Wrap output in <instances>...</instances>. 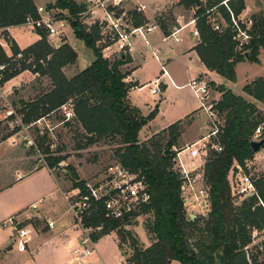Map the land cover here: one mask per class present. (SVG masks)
<instances>
[{
    "label": "trees",
    "instance_id": "trees-1",
    "mask_svg": "<svg viewBox=\"0 0 264 264\" xmlns=\"http://www.w3.org/2000/svg\"><path fill=\"white\" fill-rule=\"evenodd\" d=\"M223 1L177 0L174 7L155 17V23L167 37L179 28L177 17L173 14L175 9L193 12L199 36L193 49L200 62L208 71L235 82V66L238 63H258L259 50L264 48V14L250 18L251 39L243 51L238 52L237 44L232 40L231 16ZM226 5L234 18L240 16L245 8L243 0H229ZM48 8L67 12L66 20L74 38L92 51L94 60L84 70L67 79L62 70L73 65L77 59L76 52L68 44L54 49L41 32L36 33L40 39L23 51L12 43V54L22 53L25 60L31 59L32 64L22 63L19 70L11 68V72L3 74L0 85L23 71H30L39 77H47L51 89L33 101L19 102L16 114L20 124L2 140L42 117L58 112L62 105L70 104L74 116L70 122L75 120L83 130L86 145L102 140L117 141V162L132 172H138L151 195L149 207L141 212L149 216L144 225L151 242L147 248L138 245L131 232L123 228V222H105L100 235L93 237L94 242L115 231L119 238L118 249L121 251V245L128 243L132 252L131 257L125 259L129 264H245L239 250L250 242L253 227H264V174L254 180L256 195L240 204L231 196L228 175L234 162L244 166V162L251 160L255 154L249 142L254 131L264 122V116L260 115L255 104L223 86H214L220 100L213 108L216 116L223 115L222 126H217L222 151L217 153L210 150L204 164L208 214L201 221L197 218L191 220L186 216L180 198L178 176L172 171L170 149L178 139L174 130L178 129L179 122L168 127L171 137L164 151L158 149L152 140L138 143L139 131L154 118L155 113L143 117L128 100L129 90L134 85L124 82L126 74L121 71V67L129 61L128 55L120 56L113 62L102 58L95 49L99 25L95 24L86 31L78 20L77 15L83 10V5L73 0H57ZM216 14L224 21L225 27L217 20ZM27 17H37L32 0H0V27L21 26ZM141 23L137 16L136 25ZM217 23L221 25V31L213 29ZM245 53H248L247 58L244 57ZM6 62L7 58L0 50V63ZM242 91L264 105V78L254 80ZM7 119H13V116ZM36 139L39 146L46 142L45 136ZM42 154L49 169L63 161V158L53 156L46 145ZM72 174L73 188L82 186V181L74 172ZM259 201L262 206L258 204ZM99 221L100 218L96 216L92 224Z\"/></svg>",
    "mask_w": 264,
    "mask_h": 264
},
{
    "label": "rangeland",
    "instance_id": "rangeland-1",
    "mask_svg": "<svg viewBox=\"0 0 264 264\" xmlns=\"http://www.w3.org/2000/svg\"><path fill=\"white\" fill-rule=\"evenodd\" d=\"M56 1L57 0H36V7H48L49 5H53ZM73 1L78 5H83L86 2V0ZM127 1L124 4L125 9H133L135 5L131 8L126 5ZM250 1L251 5L260 8L257 15H263L264 0H246V3ZM175 2V0H150L152 18H155L158 14L174 7ZM147 7L149 6L147 5ZM244 13L245 12L242 11L240 14V20L244 19ZM64 14H66L67 17V13ZM173 14L180 18V24H188L192 18L191 13L182 9H175ZM215 16L221 25L225 27V23L220 19V16L217 14ZM66 17H63L62 14H58L56 16L58 22L55 23L54 26L56 30L61 32L60 38L64 36V41L66 39L72 41V30ZM101 17V15L94 14L78 18V20L82 27L86 31H89L91 26L98 22ZM142 17L144 18L142 22L152 23L145 19L144 13L142 14ZM248 18H251L250 14H247L244 20ZM11 33L21 46L28 45L35 36V34L32 33L31 28L26 26L14 28ZM149 35L147 36V39ZM46 39L50 47L56 49L60 46V43L52 41V38L46 37ZM133 40L134 41H131V44L132 47H134V53H144V63L142 68L145 72V79L160 77L161 68L150 52H148L143 40L139 36H136ZM75 45L78 48V50L76 49L78 61L62 70L67 79H70L73 74L81 69V67L85 68L89 63L88 60L90 59V61H92L94 58L92 51L87 49L82 42L77 41ZM167 45H170L175 49L173 41L163 45L164 50L168 49ZM260 50L264 51V48ZM4 51L6 54H10L12 53V47H5ZM177 52L178 50L176 47L175 53ZM118 56V54L113 55L109 61L113 62L114 60H117L119 58ZM191 65L192 64H186L184 58L181 59L180 57L175 56V59L173 60L172 67L170 68L174 70L177 76V84L182 86L180 89L169 88V86H167V89H163L165 80H163L162 77L160 81V94H153V87L148 85L140 91H133L131 93L130 100L132 104L138 108L143 117L148 116L150 113H155L154 118L139 131L138 143L152 140L153 144L158 149L164 151L171 137V132L168 130L169 125L179 122L178 129L174 130V133L176 132L178 134V139L176 140L175 145L170 149L172 159L176 157V151L181 150L186 145L192 144L200 139L209 138L207 140H209L210 143H214L216 140L217 142L219 141L217 133L215 137L211 135L216 130L218 131V125L222 126L223 124V115L220 117L216 116V111L213 108L214 104L220 100V94L216 91L214 86H223L226 90L231 91L235 95L242 96L247 101H255L253 98L243 93L242 89L244 86L251 84L254 79L256 80V77L264 75V59H262L261 66L248 61L238 63L235 70V82H229L219 75H211V79L209 76L205 75L203 78H200L207 85L204 109L201 101L195 97L188 86H185L190 82L191 78H199L198 74L189 71ZM185 68L188 69V72L185 71ZM121 71L123 72V66L121 67ZM200 72H205L202 67ZM139 74L141 75V72ZM25 76V78L22 77V79H20L21 84L17 88H21L19 89L20 93L18 91H13V89L8 91L5 89L3 92L0 91V111H2L0 114V139L6 134H9L15 126L20 124L18 120L8 124L6 118L9 113H4L6 118L3 119V112L11 110L10 107L12 100H18V98L20 99L23 97L32 98L35 96L36 91L38 90H35V92L30 91L32 83L35 84L34 88H39L41 86L43 92H48L51 89L50 80L47 77H37L39 80H36V78L32 77L29 73H26ZM143 78L144 77L142 76L140 77V83L143 82ZM28 82L32 83L30 84ZM124 82L128 85L132 84L129 82V78H125ZM5 83L0 85V89L3 88ZM23 84L30 85L22 87ZM260 107H257V110L260 112L261 116H264V106L261 104ZM17 109H15L14 112H16ZM206 109L210 110L209 112H213L214 116L210 117ZM183 114L185 115V118L183 117L184 120L178 121L180 119L179 117ZM62 119V114L59 111L56 115L48 117L47 120L41 124L38 123L37 125V123H34L30 128L22 129V133L19 132L12 136L14 137L13 139L16 140V143H13L15 151L9 154V159L16 158V164L11 163L0 165V191L5 187L10 186L0 195V264H74L75 262L72 254L59 255L57 253L58 250L53 246L54 243H49L50 241L45 240V236L32 239L34 230L31 229L32 227L27 226V223L31 222V220L21 222L19 226L26 227L31 234V236H28L29 240L27 245H23L22 239H19L13 234L11 226L2 227V222L6 221L9 217H14L19 221V219L23 217V214L26 216L33 213H41L45 208L47 212L49 211V214L52 213L58 216L63 215L64 220H70L71 218L61 192H67L72 188L74 184L72 172L75 173L78 179L91 182L95 179H99L109 164L117 162L115 157V151L119 147L117 141L102 140L92 145H86V135L75 120L73 122H63ZM263 130L264 122L254 131L253 135L258 131L262 136ZM41 136L46 137V142L44 145L39 146L36 138ZM146 137L147 140L143 141ZM28 143L33 145H28ZM45 145L49 147L53 156L63 158V161L52 169L47 167L45 156L42 154V149L45 148ZM3 148L6 150H12L9 148V143H6ZM209 150L210 145L208 146V151ZM184 159L187 160L185 157ZM194 162L197 166L198 164H201V161L196 160ZM14 168L18 169V171L23 174V177L19 181L14 180ZM27 168H31L32 170L35 169L31 173H27ZM172 168H174L173 160ZM203 169L204 165L202 166V170ZM236 171L250 176L254 184V180L264 174V148L255 153L251 160H246L244 166L234 162L228 175L229 179L234 176V172ZM18 176L19 174L16 175V177ZM49 192H51V194H48ZM231 196L233 197L232 190ZM39 199L43 200V204L38 205L39 209L30 210L29 206L36 203ZM242 201L244 200H236L237 204H240ZM208 211V208L203 210L194 209V211L189 209V213H193L194 215L193 219L197 218L199 221L206 218ZM148 218V215H139L133 219L131 224H128L126 229L131 232L133 238L142 248H147L151 243L144 229V225ZM252 230L264 233L263 226L253 227L251 232ZM115 240L119 243V238L115 231L102 237L96 245V253L92 256L86 257V259L84 258L83 263L94 264L93 262H95L97 258H101L104 261V264H115L118 260L115 251ZM239 251L244 258L245 264H250L254 259V261L258 262L264 260V255L258 256L252 251L250 252V262H248L242 249ZM120 253L125 259L131 257L132 252L128 248V243L121 245ZM96 261V264H102L101 260ZM171 264L178 263L172 262Z\"/></svg>",
    "mask_w": 264,
    "mask_h": 264
},
{
    "label": "built area",
    "instance_id": "built-area-1",
    "mask_svg": "<svg viewBox=\"0 0 264 264\" xmlns=\"http://www.w3.org/2000/svg\"><path fill=\"white\" fill-rule=\"evenodd\" d=\"M126 1L86 0L85 4H83V10L77 15L78 18H81L101 14V19L96 22L99 25V33L95 41V49L101 54L103 59L110 60L115 54H118V57L131 54V41L133 42V38L136 36H139L145 45L148 46L147 36L157 28L154 22H142L136 25L137 16L145 12L146 6L144 4H136L133 9L127 10L124 7ZM175 1L177 2V0ZM228 1L224 0L222 4L227 8L231 16L230 29L232 40L237 44L236 50L242 52L251 39L252 22L250 18L246 20H240L239 16L234 18L226 5ZM64 13L67 12L42 6L36 7L37 17H27L23 26L29 27L35 32L44 33L47 38L60 37L61 32L56 30L54 25L58 22L56 16L62 14L63 17H66ZM190 23L193 25L192 36L198 38L195 20L193 19ZM11 28L0 27V50H2L7 58L6 63H0V81L4 73L11 72V68L19 70L22 63L26 65L32 64L31 59L25 60L22 53L16 55L5 53L4 48L11 47L13 43ZM221 28V25L218 23L213 26V29L216 31H221ZM178 31L179 29H175L169 36L164 37L163 40L173 37ZM173 40L177 42L179 39L176 37ZM161 73L160 77L148 84V86L153 87V94L161 93L160 81L163 76H166L163 64ZM188 87L195 97L201 101L202 107H204L207 92L206 83L200 78H194L188 83ZM59 111L62 114L63 122L72 121L74 116L70 104L62 105ZM206 111H208L210 117L214 116L213 112H209L210 110L206 109ZM216 133L217 130L211 135L215 137ZM261 137V134L257 131L251 140L257 141ZM207 139L209 138H203L186 145L181 150L176 151V157L172 159L174 162L172 171L176 173L180 182V198L183 208L186 216L191 220H193L194 215L193 213H189V209L194 211V209L203 210L208 208V189L204 185L202 170L208 152L210 150L217 153L222 151V146L217 140L214 143H210ZM28 145L33 144L28 143ZM209 145L210 150L208 151ZM184 157L187 158L186 161ZM196 160L201 161V164L197 166L194 162ZM234 173V176L230 179L228 177L233 198L235 200H245L256 195L250 176L238 171ZM61 195L66 203L67 211L73 220L74 226L80 233L79 250L76 251L78 262L76 264H83L82 258L93 252L95 244L93 237L100 235L105 222H123V228L127 229L128 222H132L137 216L142 215L141 212L149 207L151 203L148 186L140 174L121 166L118 162L109 164L99 179L91 182L82 181V186L74 188L72 186L69 191L61 192ZM39 204H43V200L31 204L29 209L38 210ZM259 205L262 206L261 201H259ZM96 216L100 218V221L94 225L92 224V220ZM20 224V220L18 221L14 217H9L6 221L2 222V227L11 226L13 234L22 239L23 245H26L28 242V230L26 227H19ZM46 224L48 227L53 226L52 222L46 221ZM242 251L245 253L248 262H250V252L252 251L258 256L264 255V233L252 230L250 242L242 248ZM254 260L250 264H264V260H260L259 262ZM119 264H129V262L122 257Z\"/></svg>",
    "mask_w": 264,
    "mask_h": 264
},
{
    "label": "crops",
    "instance_id": "crops-1",
    "mask_svg": "<svg viewBox=\"0 0 264 264\" xmlns=\"http://www.w3.org/2000/svg\"><path fill=\"white\" fill-rule=\"evenodd\" d=\"M32 1H33V4L35 6H37L36 0H32ZM243 1H244V5H245L244 10L246 9L245 11L243 10V12H245L244 15H243V18L245 19V16L247 14H250L251 17L257 15V12L260 11V8L256 7L255 5L254 6L251 5L250 4L251 1L247 2V3H246V0H243ZM136 4H144L146 6V11L144 12L145 19L148 22H154L155 23V18H152V14H151V10H150V0H128L127 3H126V5H128L131 8L134 5H136ZM147 5L149 7H147ZM184 11H186V10H184ZM187 12L192 14V18H191V21H192L193 20V12H191V11H187ZM98 15H101V14L99 13ZM176 17L178 19V21H177V19H176V21L179 24V28H178L179 31L173 37H171V38H169L167 40H163L165 36L162 34V32L157 27L156 29H154L150 33V35L148 37L149 45L146 46L148 52H150V54L153 56L154 60L158 63L160 68H162V64H163L164 68L166 70V76H163V80H165V84L163 85V89H167V86H169V88H174V89L182 88V86H179L177 84V82H176L177 76H176L174 70L170 68V67H172L173 60L175 59V56L176 57H180L181 59L184 58L185 63L188 64V65L192 64L190 66L189 71L198 74L199 78H203L205 75H207L211 79V75H217L214 72L208 71L204 67V65L200 62L198 56L196 55V53H195V51L193 49L194 46L197 44L198 38L192 36V34H191L192 29H193V25L190 23L191 21L188 24L187 23L180 24V18L177 15H176ZM139 18L141 20H144L142 15H139ZM95 24L96 23H94L92 26H94ZM19 27H23V25L17 26V27H12L11 31L14 28H19ZM31 31H32L33 34H35V36L30 41V43H28V45H26V46L19 45L17 40L14 38V36L11 33L12 39H13L14 43L16 44V46L18 47V49L20 51L25 50L26 48L30 47L31 45H33L34 43H36L40 39V37L36 34L35 31H33V30H31ZM72 36H73V32H72ZM63 37H61V38L60 37H53L54 40L52 38V41H57L58 43H60V45H62L64 43L68 44L76 52V55H77L78 48H77V46L75 44L77 43L78 40H76L74 38V36H73L72 41H69L67 39L64 41ZM176 37L179 39L177 42H175L173 40V38H176ZM172 41H173V44L175 45V49L177 47V50H178L177 53H175V49H173V47L170 46V45H167L168 49H166V50H164V48H163V45H166V44H168L169 42H172ZM128 57H129V61H128V63L126 65L123 66V73L126 74V78H129V82H131L132 85H134V88L131 89L129 91V93H128V99H129L131 105L133 107H135L132 104L131 100H130L131 99V93L133 91H140L142 88L146 87L148 84H150L153 80H155L158 77H151V78L145 79L146 78L145 72H144V70L142 68V65L144 63V53H141V52L139 54L134 53V47H132L131 54H129ZM262 59H264V51L260 50L259 55H258V63H254V64L258 65V66H261ZM93 60H94V58H93ZM76 61H78V57H77ZM92 61H90V59H89L88 60L89 63H88V65L86 67H88ZM236 66H235V70H236ZM201 67L203 68V71H205L204 73L200 72L201 71ZM85 68L81 67V69L79 71H77L75 74H73L71 76V78L74 77L76 74H78L80 71L84 70ZM185 71L188 72V69L185 68ZM140 72H141V75L139 74ZM26 73H29L32 77L36 78V80H39L37 78V77H39L37 74L32 73L30 71H24L21 74H19L18 76L14 77L11 80H9L8 82H6L3 85V88L0 89V91L3 92L5 89H6V91H8L10 89L11 90L13 89V91H18L20 93L19 89H21V88H19V89H17V88L21 84V82H20L21 80L20 79H22V77L25 78L26 77L25 76ZM161 74L162 73L160 72V76H161ZM141 76L144 77L142 83H140V77ZM258 78H264V75L256 77V79H258ZM192 79H194V78H191V80ZM28 83L31 84L32 82H28ZM188 83L185 86H188ZM30 84H23L22 87H26V85H30ZM34 85L35 84L32 83V86H30V91L31 92H35V90H38V91H36V95L35 96H33L32 98L31 97H28V98H24L23 97V98H20V99L18 98V100L14 99L11 102V107H10L11 110L3 112V119L6 118V116H4V113H9V114H7V118L10 117V116H14L13 119H7L6 118V121H7L8 124H10L11 122H16V120L19 121V117L16 114V112H14V111H15V109H17V107L19 108V102L20 101H24V102L33 101V99L35 97L41 95L42 93H46L45 91L43 92V88H41V86L39 88H34L35 87ZM7 87H8V89H7ZM249 102L255 104L257 107H260L261 104H262V103L257 102V101H249ZM135 108H137V107H135ZM1 113H2V111H0V114ZM56 113H51L48 117H50L51 115H56ZM184 116H185L184 114L181 115V117H179L180 119L178 121L184 120V118H185ZM48 117H42L38 121H36L35 123H37V125H38V123L41 124L42 122L46 121ZM58 124H61V123H58ZM31 126H32V124L29 125V126H26V127H22V129H28ZM166 127H168V126H166ZM163 128H165V127H163ZM19 132L22 133L23 130H21ZM19 132H17V133H19ZM15 134H13V135H15ZM7 135L8 134H6L5 136H7ZM13 135H11L8 139H5V140L0 139V165L11 164V163L12 164H16V162H15L16 158L9 159L10 158L9 154L15 151V146H13V143H16V140L13 139L14 138V137H12ZM146 140H147V137L143 139V141H146ZM6 143H9V148H11L12 150H6L5 148H3V146ZM14 169H15V171H14V176H15L14 180L15 181H19L23 177V174L20 171H18V169H16V168H14ZM34 169L32 170L31 168H27L26 170H28L27 173H31V172L34 171ZM17 174H19L18 177H16ZM9 187H5L4 189H2L0 191V195L3 193V191L7 190L6 188H9ZM48 194H51V192H49ZM70 218H71V216H70ZM19 220L21 222H23V221L25 222V221L31 220V222L27 223V226L32 227L31 229L34 230V232L32 231L33 232L32 239H36L37 237L39 238L40 236H45L46 237L45 240L50 241L49 243H52V242L54 243L53 246H54V248H56L58 250L57 253L59 255L72 254L74 256V259H75L74 264H76V262H78L76 251L79 250L80 233H79L78 229L74 226L72 218L70 220L69 219L64 220L63 219V215L58 216V215L52 214V213L49 214V211L47 212L46 208H45V209H43L41 211V213H33V214L26 215V216L23 214V217H21ZM46 221L52 222L53 226L52 227H48L47 224H46ZM28 236H31V234L29 232H28ZM28 236H27V239L29 240ZM105 236H107V235H105ZM99 240L97 242H95L94 248H93V252L90 255H85L82 258V260H81L82 263H83V259L84 258L86 259V257L92 256L94 253H96V251H97L96 245L99 242ZM117 245H118V243L115 240V251H116V254H117V258H118V260H117V262L115 264H119L121 259H122V257H123L121 255ZM96 260H99V261L101 260L102 264H104V261L101 258H97ZM96 260H95V262H93L94 264H96V262H97ZM83 264H85V263H83Z\"/></svg>",
    "mask_w": 264,
    "mask_h": 264
},
{
    "label": "water",
    "instance_id": "water-1",
    "mask_svg": "<svg viewBox=\"0 0 264 264\" xmlns=\"http://www.w3.org/2000/svg\"><path fill=\"white\" fill-rule=\"evenodd\" d=\"M124 56V55H122ZM245 58L248 57V53H245ZM249 146H250V149L253 153H257L259 152L263 147H264V137H262L261 139L255 141V140H251L249 142ZM216 264H219V263H216Z\"/></svg>",
    "mask_w": 264,
    "mask_h": 264
}]
</instances>
